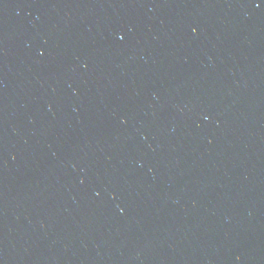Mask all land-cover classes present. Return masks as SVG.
<instances>
[{"label":"water","instance_id":"obj_1","mask_svg":"<svg viewBox=\"0 0 264 264\" xmlns=\"http://www.w3.org/2000/svg\"><path fill=\"white\" fill-rule=\"evenodd\" d=\"M0 264H264V0H0Z\"/></svg>","mask_w":264,"mask_h":264}]
</instances>
